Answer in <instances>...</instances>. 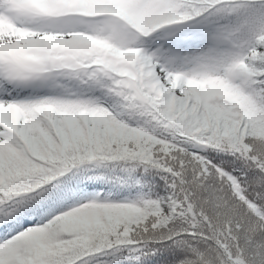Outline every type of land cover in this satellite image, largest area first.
<instances>
[{
    "label": "snow or ice",
    "instance_id": "6c2138e0",
    "mask_svg": "<svg viewBox=\"0 0 264 264\" xmlns=\"http://www.w3.org/2000/svg\"><path fill=\"white\" fill-rule=\"evenodd\" d=\"M0 264H264V0H0Z\"/></svg>",
    "mask_w": 264,
    "mask_h": 264
}]
</instances>
